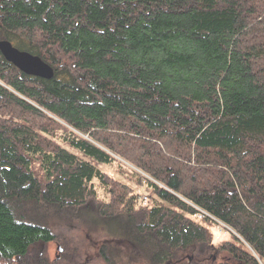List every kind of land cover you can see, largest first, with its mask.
<instances>
[{"label":"trees","instance_id":"16d2710c","mask_svg":"<svg viewBox=\"0 0 264 264\" xmlns=\"http://www.w3.org/2000/svg\"><path fill=\"white\" fill-rule=\"evenodd\" d=\"M4 40L53 76L0 53V264H91L85 226L144 264H264V0H0Z\"/></svg>","mask_w":264,"mask_h":264},{"label":"rangeland","instance_id":"374dc122","mask_svg":"<svg viewBox=\"0 0 264 264\" xmlns=\"http://www.w3.org/2000/svg\"><path fill=\"white\" fill-rule=\"evenodd\" d=\"M95 165L101 171H104V172L108 173L109 175H111L112 177H114L115 179L120 180V181L130 185L133 188V190L135 192H137L136 194L142 196L143 194L145 195V192H147V190L143 186H140L137 183L136 178H134L132 176L131 170L126 165H123V164H120L117 162H113L111 164L95 163ZM94 183H95V187H96V191H97L98 196L100 198L106 199L107 197H106L104 190L99 186L97 181H94ZM75 223H77L78 226L83 225L82 221L79 223L78 222H75ZM82 230H83V234H85V236H87V238L88 237L90 238V239L88 238V240L92 241V243H93L92 246H90L87 249V253H86L87 254V256H86L87 260H90L91 264H94V262L96 263L95 259L98 257L97 256L98 247L103 241H107L112 247H114L117 250V252L121 256V258H118V259L123 260L124 262H127V263H128V261L135 260L136 262H133L134 264H144L143 258H141L140 253L137 252V250L134 247H132L128 243L124 242L122 239H119V240L118 239H116V240L110 239L109 240V239H107L109 237L104 232H101L100 230H98L95 233H92L93 231L90 230L89 226H85V228ZM46 249H47V257L49 260H55V261L59 262L60 264H65L61 261V259H64L65 257L60 258V256H61V254L66 253V252L61 248V246L58 243H52V244L48 245L46 247ZM42 253L45 254L44 245H42L39 248L38 252L37 251L35 252L36 255L34 256V261H35L34 263H37L39 257L42 255ZM65 259L68 260V258H65ZM72 259H73V261L77 262V260H75V259H77V257H72ZM91 260H94V262H92ZM205 260H209L208 257ZM74 264H78V263H74ZM99 264H101V262Z\"/></svg>","mask_w":264,"mask_h":264},{"label":"water","instance_id":"95a60500","mask_svg":"<svg viewBox=\"0 0 264 264\" xmlns=\"http://www.w3.org/2000/svg\"><path fill=\"white\" fill-rule=\"evenodd\" d=\"M0 53L6 61L26 75L43 79H51L53 76L52 68L38 56L18 50L9 41H0Z\"/></svg>","mask_w":264,"mask_h":264}]
</instances>
